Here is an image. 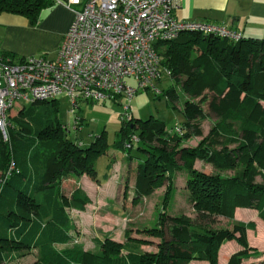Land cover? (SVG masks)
<instances>
[{
    "label": "trees",
    "instance_id": "16d2710c",
    "mask_svg": "<svg viewBox=\"0 0 264 264\" xmlns=\"http://www.w3.org/2000/svg\"><path fill=\"white\" fill-rule=\"evenodd\" d=\"M54 4L53 0H0V13L22 15L36 25L41 10ZM156 46L161 70L176 83L163 94L184 122L169 130L153 116L120 118V139L114 146L133 158L125 143L132 134L139 138L137 148L144 157L136 165L135 197L149 195L163 182L171 195L180 174L202 221L162 211L152 228L161 240L157 251L150 253L143 252L141 241L133 238L123 243L109 237L96 239L100 251L95 253L77 245L57 249L56 243L71 239L66 207L84 211L91 202L79 186L65 195L62 181L83 174L105 180L111 163L98 176L96 160L107 149L103 133L82 147L64 136L56 108L35 101L13 119L9 112L8 142L0 134V264L33 248L38 249L34 264H187L192 259L218 264V250L229 240L240 248L229 254L225 264H264V260L246 261L260 254L247 238V230L255 229L254 221L233 223L230 228L206 224L209 215L233 217L237 207L255 209L264 221V183L253 179L255 168L264 171V38L242 35L233 42L187 32ZM180 99L181 106L176 103ZM206 114L217 119L212 135L196 147L179 146L184 137L201 135L198 119ZM231 144L234 147L228 148ZM196 159L217 170L242 165L249 173L232 177L205 173L194 168Z\"/></svg>",
    "mask_w": 264,
    "mask_h": 264
},
{
    "label": "built area",
    "instance_id": "2783aa9c",
    "mask_svg": "<svg viewBox=\"0 0 264 264\" xmlns=\"http://www.w3.org/2000/svg\"><path fill=\"white\" fill-rule=\"evenodd\" d=\"M53 1L73 11L55 57L0 52V134L5 142L9 141V112L15 102L33 103L64 96L76 126L80 101L119 98L120 118L129 121L133 96L140 89L155 91L161 78L158 43L175 39L183 32L233 42L242 39L240 31L227 25L177 18V0ZM138 140L132 134L125 147L131 148Z\"/></svg>",
    "mask_w": 264,
    "mask_h": 264
},
{
    "label": "rangeland",
    "instance_id": "374dc122",
    "mask_svg": "<svg viewBox=\"0 0 264 264\" xmlns=\"http://www.w3.org/2000/svg\"><path fill=\"white\" fill-rule=\"evenodd\" d=\"M186 33L183 32L181 35ZM37 55L52 58L55 53L40 52ZM129 83L134 85L130 79ZM172 85L176 86L174 79L162 71L161 78L156 83L155 91L151 89L138 90L131 99L133 116L140 119L153 116L164 121L169 130L177 125L176 123H183L184 120H182L183 117L179 110L174 108L163 94V91ZM181 99L176 102L179 106L182 105ZM119 103V98L115 101L108 100L105 102L80 101L76 110L80 120L76 126L74 115L69 113V105L64 96L58 97L56 101H43L41 103L56 108L59 121L64 126V136L79 143L82 147L90 145L97 134L103 133L107 149L96 160V167L101 169L102 164L107 163H111L112 167L109 180L99 178L96 180L85 174L87 176L81 177V175L71 179V181L64 180L61 184V189L65 195L69 194L72 187L78 185L92 199V203L81 212L66 207L71 218L70 233L73 235V242H77L87 251H97L99 248L95 240L109 237L120 243L125 242L128 238L140 240L143 252H155L161 238L152 231V228L158 225L159 214L162 211H168L172 215H183L196 223H200L202 220L189 199V193L185 188L182 175L175 179L174 192L171 195L166 191L167 182H163L161 185L155 186L149 195L135 197L133 187L136 165L138 160L143 159L144 153L137 148V143H134L129 150L130 154L134 156L133 159L127 157L123 150L114 146L115 141L120 139V126L122 124L120 119L122 109ZM30 104L15 102L10 109V118L16 114L21 115L19 110L28 107ZM198 122L201 127V135L184 137L179 141V146H198L203 138L206 139L212 135L211 131L214 129L217 119L206 114L205 117L199 118ZM221 136L222 134L218 133V140ZM216 147L220 148L219 144H216ZM233 147L234 144H231L228 148ZM177 162L181 163V161ZM193 164L197 170L205 173H217L225 177L249 173L242 165H237L233 169L217 170L211 163L203 160L196 159ZM253 179L257 183H264V171L260 170L259 167L255 168ZM237 222H244V220L234 215L233 217L209 215L206 224L212 228H230L233 223ZM249 242L253 248L264 254V227L258 226L255 232H249ZM14 251L9 250L8 252L14 253ZM35 257V253L31 250L21 257L6 260L3 264H34Z\"/></svg>",
    "mask_w": 264,
    "mask_h": 264
},
{
    "label": "crops",
    "instance_id": "0c3cea01",
    "mask_svg": "<svg viewBox=\"0 0 264 264\" xmlns=\"http://www.w3.org/2000/svg\"><path fill=\"white\" fill-rule=\"evenodd\" d=\"M177 1L179 6L175 9L174 14L179 19L223 24L240 31L244 37L264 38V0ZM72 18L73 11L66 5L57 3L41 10L39 21L36 25H31L28 19L22 15L0 13V52H11L16 56L37 55L40 52H51L56 55L62 37ZM202 47L203 45L201 48ZM104 166L105 164H102L101 169H99V167L97 168L98 174H103ZM110 170L107 173L106 180H109L111 174ZM100 174L98 176H101ZM179 175L177 174L176 179L180 178ZM83 176L87 175L84 174L81 177ZM71 179L75 178H65L64 180L71 181ZM64 180L62 181V184ZM74 187H72L70 192ZM134 190L135 182L133 191ZM88 196L92 201L91 196L89 194ZM91 203L92 202L88 205ZM234 216H238V218L244 220V222L250 220L255 222V229L247 230L248 242L249 232H255L258 226L264 227V221L258 217L257 211L253 208L237 207L234 211ZM73 239V235L71 234V239L68 242L56 243L54 246L59 250L73 245L82 248L77 242H73ZM96 245L99 249L91 252L95 253L100 251V246L98 244ZM249 245L252 247L250 242ZM239 248L240 247L235 240L224 241L218 250V264H225L229 254ZM82 249L87 251L85 248ZM31 250L36 255V261L38 257V249L33 248ZM261 260H264V254L262 253L253 256L246 261L259 262ZM187 264L209 263L206 260L192 259Z\"/></svg>",
    "mask_w": 264,
    "mask_h": 264
}]
</instances>
